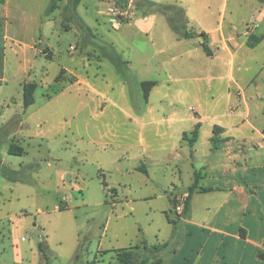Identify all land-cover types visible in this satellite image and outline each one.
I'll use <instances>...</instances> for the list:
<instances>
[{
    "label": "crops",
    "instance_id": "obj_1",
    "mask_svg": "<svg viewBox=\"0 0 264 264\" xmlns=\"http://www.w3.org/2000/svg\"><path fill=\"white\" fill-rule=\"evenodd\" d=\"M147 1L172 12L140 9L137 0H78L75 13L65 6L63 15L68 0L51 12L52 0H0V43L19 45L9 35L16 27L44 29L58 39L39 52L57 65L55 102L72 95L77 110L89 116L115 112L124 119L125 124H73L71 134L81 138L75 139L76 155L99 173L112 208L134 212L138 202L166 197L168 207L160 212L168 224L167 212L174 211L186 226L235 245V264H264V0ZM109 7L122 8L126 19L113 26L105 13ZM173 13L180 17L179 31L169 23ZM248 19L257 24L248 26ZM70 31L76 39L62 51V34ZM21 49L26 57L31 47ZM41 74L49 76L44 67ZM144 82L156 83L147 100ZM28 135L39 138L31 129ZM46 155L52 159L48 149ZM155 168L163 173L156 176ZM87 175L80 171L67 187L62 177L61 184L81 193ZM162 179L168 180L166 189ZM144 189L165 196L139 195ZM187 195L188 210L179 215V201ZM21 229L11 223L17 263L26 241ZM122 249L128 248L117 250Z\"/></svg>",
    "mask_w": 264,
    "mask_h": 264
},
{
    "label": "rangeland",
    "instance_id": "obj_2",
    "mask_svg": "<svg viewBox=\"0 0 264 264\" xmlns=\"http://www.w3.org/2000/svg\"><path fill=\"white\" fill-rule=\"evenodd\" d=\"M66 3L62 5L63 15ZM242 18H236L237 22ZM63 20L71 27L77 25L73 19ZM247 23L248 26L257 24L251 19ZM260 25L264 30V23ZM15 29L18 32L9 35L17 37L19 45L0 43V264H116L111 251L136 246L142 251L143 246L151 249L164 243L168 245L161 255V264H235V245L219 243L208 232L186 226L174 211L167 213L176 223L168 224L160 212L168 207L166 197L138 202L134 212L124 207L121 213V207H111L112 198L100 183L99 173L76 155L75 139L81 138L71 134H75L73 124H125L124 119L115 112L89 116L77 110L79 107L72 101V95L56 103L53 78L57 75V65L39 52L58 39L44 29L41 32L34 28L32 32ZM75 39L72 31L64 32L61 50L66 51L68 43ZM98 40L106 39L97 36ZM23 44L31 47L26 57L21 49ZM41 67L48 70L49 76L44 79ZM25 82L38 85L33 94L34 105L28 110L23 108L21 85ZM30 129L39 138L29 139ZM86 142L84 139L80 144ZM12 144L22 152L9 155ZM47 149L52 155L50 160H47ZM154 170L156 176L163 173H158L159 168ZM80 171L88 174L83 191L64 189L63 185L67 187L72 179L76 182L74 175ZM5 175L17 184L6 182ZM162 182L166 189L168 180L162 179ZM140 192L144 197L165 196L163 190L151 194L145 189ZM121 195L119 192L122 198ZM84 197L88 203H82ZM105 198L107 204L103 203ZM98 201L103 205L95 206ZM11 223L22 227L21 235L26 239L20 263L13 253ZM43 242L47 246L45 254L38 249ZM29 246L32 248L28 249ZM146 254L154 260L150 252Z\"/></svg>",
    "mask_w": 264,
    "mask_h": 264
},
{
    "label": "trees",
    "instance_id": "obj_3",
    "mask_svg": "<svg viewBox=\"0 0 264 264\" xmlns=\"http://www.w3.org/2000/svg\"><path fill=\"white\" fill-rule=\"evenodd\" d=\"M60 0H52L50 6H49V12H51L53 9H55L56 4L59 2ZM78 0H68L65 10L67 12H69L71 15H73V13H75V9L78 5ZM118 5V3H117ZM135 5L140 8V9H150V10H156V11H167V12H172L173 8H168V7H163V6H159V5H155L147 0H142V1H138L135 2ZM69 15V17L67 18H72V16ZM75 15V14H74ZM169 23L171 25V27L173 28V30L175 31H179L182 28V24L180 22V17L179 15H176L175 13H173L171 16H169L168 18ZM186 37H189L187 34H185ZM205 51L207 52L206 48H204ZM60 79V76L56 79V81H58ZM156 85L155 82H144L141 84L142 86V91L144 94V100H147L148 98V94L151 91V89ZM37 88V84L36 83H27L23 85V108L27 109L28 107H30L33 103H34V99H33V94L35 92ZM9 154L14 155L17 153L21 152L20 148H16L13 144L9 147ZM192 191V189L190 190V192ZM188 200H189V195H187L185 197L184 200V207H183V211H182V215H185L187 210H188ZM59 210H63L62 208H59ZM168 215V214H167ZM181 215V214H179ZM168 221L170 224L175 225L176 221L171 220L168 216ZM167 243L162 244V245H157L152 247L151 249H149L146 246H143V252L140 251L139 247H131L128 249H122V250H117L114 251V258L116 261V264H161L162 263V259H161V255L163 253V251L167 248ZM39 251L42 254H45V247L42 244L38 245ZM147 252H150L151 255H153L154 260H151V258L148 256V254H146ZM259 257L263 260L264 259V255L259 254ZM151 260V261H150Z\"/></svg>",
    "mask_w": 264,
    "mask_h": 264
},
{
    "label": "built area",
    "instance_id": "obj_4",
    "mask_svg": "<svg viewBox=\"0 0 264 264\" xmlns=\"http://www.w3.org/2000/svg\"><path fill=\"white\" fill-rule=\"evenodd\" d=\"M105 13L107 15L109 22L113 26L118 25L121 21H123L127 17L126 13L120 7H109L107 8ZM185 197L186 196L181 197L179 201V206L177 208L178 214H181L183 211Z\"/></svg>",
    "mask_w": 264,
    "mask_h": 264
}]
</instances>
